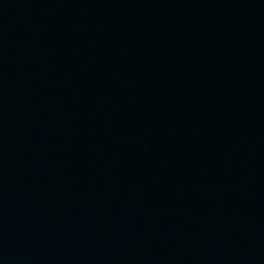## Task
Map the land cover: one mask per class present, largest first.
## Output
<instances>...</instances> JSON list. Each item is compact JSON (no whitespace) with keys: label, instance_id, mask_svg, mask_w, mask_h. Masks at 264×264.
<instances>
[{"label":"water","instance_id":"water-1","mask_svg":"<svg viewBox=\"0 0 264 264\" xmlns=\"http://www.w3.org/2000/svg\"><path fill=\"white\" fill-rule=\"evenodd\" d=\"M0 264H264V0H0Z\"/></svg>","mask_w":264,"mask_h":264}]
</instances>
